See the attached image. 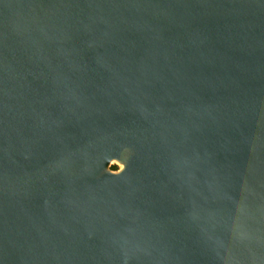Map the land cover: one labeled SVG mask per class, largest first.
Wrapping results in <instances>:
<instances>
[{
	"label": "water",
	"instance_id": "1",
	"mask_svg": "<svg viewBox=\"0 0 264 264\" xmlns=\"http://www.w3.org/2000/svg\"><path fill=\"white\" fill-rule=\"evenodd\" d=\"M0 264H264V0H0Z\"/></svg>",
	"mask_w": 264,
	"mask_h": 264
},
{
	"label": "rangeland",
	"instance_id": "2",
	"mask_svg": "<svg viewBox=\"0 0 264 264\" xmlns=\"http://www.w3.org/2000/svg\"><path fill=\"white\" fill-rule=\"evenodd\" d=\"M112 166H116V167H117V170H118L119 168H121V166H120L119 164L115 163V162H113V163L111 164L110 168H111ZM117 170H115V171H117Z\"/></svg>",
	"mask_w": 264,
	"mask_h": 264
},
{
	"label": "trees",
	"instance_id": "3",
	"mask_svg": "<svg viewBox=\"0 0 264 264\" xmlns=\"http://www.w3.org/2000/svg\"><path fill=\"white\" fill-rule=\"evenodd\" d=\"M111 170L115 171V170H117V167L116 166H112Z\"/></svg>",
	"mask_w": 264,
	"mask_h": 264
},
{
	"label": "bare ground",
	"instance_id": "4",
	"mask_svg": "<svg viewBox=\"0 0 264 264\" xmlns=\"http://www.w3.org/2000/svg\"><path fill=\"white\" fill-rule=\"evenodd\" d=\"M121 166V165H120Z\"/></svg>",
	"mask_w": 264,
	"mask_h": 264
}]
</instances>
